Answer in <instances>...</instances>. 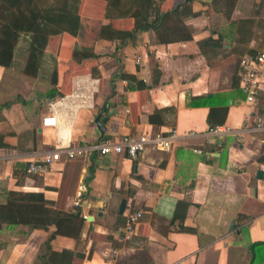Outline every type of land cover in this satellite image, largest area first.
<instances>
[{"label":"crops","instance_id":"1","mask_svg":"<svg viewBox=\"0 0 264 264\" xmlns=\"http://www.w3.org/2000/svg\"><path fill=\"white\" fill-rule=\"evenodd\" d=\"M191 7L195 14L184 23L193 36L182 41L157 42L154 31H140L135 40L87 41L82 26L76 45L89 44L100 54L97 76L72 80L71 93L77 85L87 93L84 103L71 93L49 98L47 65L41 67L48 71L45 79L24 71L30 34L17 38L12 32L14 65L0 64V106L8 103L0 108V207L10 192L41 193L46 208L73 212L77 188L85 182L82 212L88 218L79 238L57 235L51 241L53 251L74 253L65 264H264V129L256 128L264 122V78L254 103L234 87L240 59L264 50V0H192ZM11 10L0 6V38L16 13ZM113 23L133 26L127 18ZM121 73L142 80L145 88L116 77ZM53 114L58 125H45ZM210 115L227 133H208ZM98 117L107 118L104 132ZM171 129L178 137L170 150L147 148L131 158L70 157L62 149L45 174L27 172L29 162L58 143L81 147ZM178 202L189 203L183 219L176 216L184 212ZM136 211L142 216L125 238L126 217ZM54 229L2 222L0 215V264H46L40 255Z\"/></svg>","mask_w":264,"mask_h":264},{"label":"trees","instance_id":"2","mask_svg":"<svg viewBox=\"0 0 264 264\" xmlns=\"http://www.w3.org/2000/svg\"><path fill=\"white\" fill-rule=\"evenodd\" d=\"M174 1L50 0L46 3L42 0H0L1 7L12 9L11 11L16 10L15 14H10L4 36L0 38V64L14 65L15 48L12 32L16 30L17 38L19 32L29 33L27 49L29 57L24 71L45 79L48 71L41 70L45 63L46 68L50 70L49 82L52 85L48 97H63L71 93L75 75L89 73L97 76L99 74L100 54L91 46H87L89 44L82 47L75 43V39L80 36L82 26L90 35V40L87 41H92L94 37L109 40H135L140 31H154L157 42L190 39L193 35L184 20L195 14L191 7L192 0H183L175 4ZM126 18L133 23L129 29L119 28L113 23L115 20ZM47 51L51 55L50 59H45ZM255 55L256 53L244 56L240 61ZM116 77L126 78L131 84L134 83L133 88H145L144 82L133 76L121 73ZM236 86L240 87L239 72L234 82V87ZM21 101L26 100L21 99ZM4 105L8 103L1 105L0 108ZM209 118L212 126H215L211 115ZM150 121L155 122L156 119L151 116ZM223 121L224 119L221 122ZM91 178L92 175L86 177V182L89 183ZM9 195L7 204L0 207L1 221L27 223L32 225V229L45 231L49 230L50 226H54L55 229L44 244L45 251L40 255V259L46 264H50L49 256L56 264H65L71 260L74 254L72 251L67 249L61 252L53 251L51 241L57 235L79 238L85 221L82 209L74 207L73 212H66L53 210L51 207L46 208V200L41 193L10 192ZM36 202L39 204L37 205ZM188 206L187 202H178V208L183 207L184 212L181 214L178 211L176 216L183 219ZM258 245L254 244L252 250Z\"/></svg>","mask_w":264,"mask_h":264},{"label":"built area","instance_id":"3","mask_svg":"<svg viewBox=\"0 0 264 264\" xmlns=\"http://www.w3.org/2000/svg\"><path fill=\"white\" fill-rule=\"evenodd\" d=\"M240 87L245 94V99L248 103H254L257 100L258 93L261 90L262 80L264 78V50L259 51L254 57H245L240 61ZM82 86L77 87L70 94L72 100L80 99L87 101L88 95L82 90ZM43 123L48 126H57V115H50L44 118ZM257 129H264V122H259L256 125ZM228 129L212 126L209 128L208 133L212 135H224ZM178 137L177 130L171 129L168 132H142L140 135L124 134L116 140L96 141L91 144L74 147L67 146L63 148L59 143L56 148L47 153L43 158L29 162L27 167L28 173L45 174L48 172L55 162L59 161L62 157V149H65L66 154L70 157L76 155H88L91 153L108 154L118 153L125 154L131 158L138 156L147 148H155L159 150H170L174 146V141ZM201 152V149H196ZM88 186L85 182H81L77 188L74 207H80L82 210L85 206L86 192ZM85 219L88 214L83 212ZM142 216V211L131 212L126 217L124 228V237L129 238L136 229V224Z\"/></svg>","mask_w":264,"mask_h":264},{"label":"water","instance_id":"4","mask_svg":"<svg viewBox=\"0 0 264 264\" xmlns=\"http://www.w3.org/2000/svg\"><path fill=\"white\" fill-rule=\"evenodd\" d=\"M259 93H260V92H259ZM259 93H258V94H259ZM106 120H107V118H104V119H100L99 117L96 118L97 125H98V127L101 129L102 132L105 131V126H104V124H105ZM125 207H126V200L124 199V200L122 201V203H121V206H120V210H119L120 213H123V212H124ZM89 220H92V218H89Z\"/></svg>","mask_w":264,"mask_h":264}]
</instances>
